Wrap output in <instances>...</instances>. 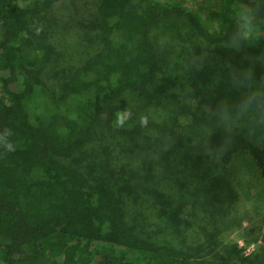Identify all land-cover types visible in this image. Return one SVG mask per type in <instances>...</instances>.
Returning a JSON list of instances; mask_svg holds the SVG:
<instances>
[{
  "label": "trees",
  "instance_id": "obj_1",
  "mask_svg": "<svg viewBox=\"0 0 264 264\" xmlns=\"http://www.w3.org/2000/svg\"><path fill=\"white\" fill-rule=\"evenodd\" d=\"M61 1L38 0L22 7L18 0H0L4 28L0 76L6 87H13L6 89V97H0V261L209 264L195 251L183 250L170 240L153 239L143 228L140 221L148 220V210L161 220L166 218L165 204L159 198L153 199L161 208L138 205L139 193L127 200L135 191L131 182L117 181L104 166H98L97 173L93 168L98 177L88 176L78 164L61 163L55 155L77 160L104 118L121 130L123 127L114 125L119 110L132 113L124 127L138 125L135 101L141 107L146 102L155 103L157 113L161 111L157 108H167L171 117L190 115L199 135L211 133L208 149H216L223 170L244 151L264 178V103H256L254 90L244 83L238 69L230 75L229 70L210 68L191 82L200 96L203 93L198 88L210 92L214 88L220 102L227 99V122H220L228 120L222 118L213 121L202 105L189 102L191 91L184 99L179 88L166 90L159 83L152 31L170 11L186 12L171 0H101L91 25L98 39L93 53L65 72L61 95H55L44 81L52 50L39 19ZM198 26L216 51L232 37L248 52H264V0H215ZM38 27L42 29L39 35ZM39 94L49 104L34 125L27 103ZM203 102L210 101L204 98ZM5 128L11 129L10 137ZM251 134L263 139L262 147L251 142ZM9 140L15 150L6 152ZM209 185L215 189V184ZM229 192L232 197L234 193ZM236 248L241 264H263L253 263ZM197 250L202 252L203 246Z\"/></svg>",
  "mask_w": 264,
  "mask_h": 264
},
{
  "label": "rangeland",
  "instance_id": "obj_2",
  "mask_svg": "<svg viewBox=\"0 0 264 264\" xmlns=\"http://www.w3.org/2000/svg\"><path fill=\"white\" fill-rule=\"evenodd\" d=\"M34 1L38 0H18V4L26 7ZM100 1L62 0L51 12L40 16L52 50L44 81L57 96L61 95L65 72L93 53L98 39L91 25ZM171 1L186 12L170 11L152 31L160 67L159 83L166 90L179 88L184 99L191 91L189 102L202 105L213 121L222 118L228 120L220 122H227V99L220 102L214 88L210 92L197 87L203 93L200 96L191 82L198 74H207L210 68L229 70L230 75L238 69L244 83L254 90L256 103H264V52H248L232 37L216 51L215 44L203 36L198 26L214 8L215 0ZM3 35L0 23V42ZM6 84L0 76V97L8 95L7 88H13ZM204 98L210 102H203ZM135 103L139 117H148L147 126L129 124L118 131L104 118L77 160L60 155H55L56 159L78 164L92 177H98V166H104L115 174L117 181L124 178L131 182L135 191L127 200L139 193L138 205L161 208L153 198L164 202V220L155 211L150 215L148 210V220L140 221L153 239L170 240L183 250L195 251L209 264H241L235 246L253 263L264 264V178L253 158L240 151L223 170L216 149H208L211 133L199 135L190 115L178 113L171 117L167 108L154 112L155 103L144 102L142 107ZM48 104L49 99L43 94L29 100L27 111L34 125L39 124L37 118ZM141 130V134H135ZM250 140L262 147L263 139L259 136L251 134ZM211 183L215 189L210 188ZM200 246L202 252L197 250Z\"/></svg>",
  "mask_w": 264,
  "mask_h": 264
},
{
  "label": "clouds",
  "instance_id": "obj_3",
  "mask_svg": "<svg viewBox=\"0 0 264 264\" xmlns=\"http://www.w3.org/2000/svg\"><path fill=\"white\" fill-rule=\"evenodd\" d=\"M42 31L41 28H36V34L39 35L40 32ZM115 119H114V125L117 127H124L125 124L131 120L132 118V113L130 112V110L126 109V110H119L117 111L115 114ZM148 117L146 115H142L139 119V123L141 125V127H145L148 124ZM5 133L6 135H8L9 137L12 135L11 129L5 128ZM6 152H10V151H14V145L13 143L9 140L6 148L4 149Z\"/></svg>",
  "mask_w": 264,
  "mask_h": 264
}]
</instances>
